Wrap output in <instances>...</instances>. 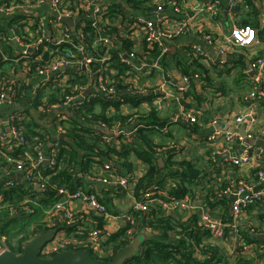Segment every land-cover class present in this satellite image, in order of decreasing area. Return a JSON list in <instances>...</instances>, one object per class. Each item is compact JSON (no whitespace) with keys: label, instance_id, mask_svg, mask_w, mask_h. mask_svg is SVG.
Returning a JSON list of instances; mask_svg holds the SVG:
<instances>
[{"label":"built area","instance_id":"obj_1","mask_svg":"<svg viewBox=\"0 0 264 264\" xmlns=\"http://www.w3.org/2000/svg\"><path fill=\"white\" fill-rule=\"evenodd\" d=\"M37 1L49 4L54 16L48 22L49 28L44 21H36L30 16L17 21L20 26L16 40L20 42V45L22 44L23 49L19 55L12 58V61L14 63L23 61V68L16 74L8 73L11 78L6 80H9L10 83L5 82L1 85L0 80V107L7 106L12 111L6 118L0 115V154L4 158H8L9 162L14 163L11 169L6 170L4 178H9L11 171L15 170L20 172L32 187L39 186V190H43L51 176L45 175V166L55 169L60 164V134L59 136L50 135L49 142L52 143V147L49 152L46 151L49 142L44 145L38 139L32 146V154L25 152L26 158L30 162L29 165H26L23 160L13 159L10 155L26 142V137L22 132V121L28 119V116L26 110L21 107V103L27 96V86L30 81L36 80L33 94L31 93L30 96L32 109H34L33 99L35 100V97L37 99L38 95L42 93L43 106L39 110L44 115L56 110L61 105L69 106L73 110L77 104H83L84 101L80 97L83 96V91L88 88L90 83H94L97 88L96 94L91 97L100 96L105 100H116L123 103L125 102V98H122L124 93L117 92L113 85L114 80L111 79V74H116L112 67L113 56H116L118 51L119 60L125 65L126 71L124 74L118 75L117 80L123 78L122 84L128 87L127 94L156 95L159 104L169 100L173 101V99L177 103H181L183 96L192 89L195 81L200 82L202 76L199 72H184L183 84L178 85L164 68L163 60L167 54V43L186 34H195L209 44L215 43L217 37L210 32L211 30L207 26L216 22L222 1L199 0L190 11L183 7L186 3L185 0H141V2L145 1V5L148 7L145 13L136 11L130 0H122L124 4L119 5L116 3L107 4V0H25V3L27 6H32ZM260 1L227 0V3L231 7L240 4L252 11L260 7L261 28L264 30V6L260 5ZM119 8L125 13V16L118 11ZM17 9H19V0H12L8 6H0V11L21 14ZM168 9L170 14L165 13ZM181 16L184 18L183 20L179 19ZM63 18L72 20V23L63 22ZM193 18L198 20V24L193 23ZM88 23L93 27V30H97L95 34L91 30L85 31ZM110 26L117 27V32L108 33L107 30ZM224 38H226V45L221 46L220 52L225 55H227L225 47H229V45L239 46V49L243 50L246 48L251 50L252 46L260 42L257 29L251 25L238 26L235 24L232 26L230 34L225 35ZM126 41H129L130 44L128 50L123 49V45L127 44ZM155 49L158 50V55L153 57L152 52ZM113 50L115 51L112 52ZM193 52L196 58L206 56L202 48L197 45L193 46ZM46 55H48L49 61L43 62ZM5 59L9 60L8 57ZM31 59L40 62L33 71L30 70ZM249 67L251 71L257 73L253 82L258 83L251 87L249 94L245 97V101L252 105V108L245 114L229 118L235 124L245 125L246 137L233 130H215L205 138L208 144V159L212 167L219 170L212 174L219 182L216 184V188H220L218 196L226 197L229 200V207L224 210L209 207L203 201L204 196L201 190H196L193 195L176 197L170 195L168 189L162 190L153 186L152 189L149 187L143 189L141 195L136 197L133 188L129 185L131 176L116 174L110 166L112 162H106L100 166L93 165L92 175L86 176L101 183L105 188L118 190L122 195L130 198L132 209L135 212H141V215L130 212L112 214L95 192L85 189L71 190L66 186H60L57 189L58 200L46 211V216H58L70 231L67 232L65 228L57 230L55 239L49 241L42 248V255L50 257L67 249H89L100 257L109 255L113 252L112 249L106 251L104 247L108 234L112 233L107 227V222L113 219L122 220V226H127L122 239L131 243L141 232H151L148 224L144 222L142 214L152 206L159 207L168 214L176 211L186 212L189 216L196 214L199 225L209 232L210 239L226 246V252L231 255L229 264H236L237 256L250 252L254 243H246L243 240L242 220L248 208L259 202L264 205V152L261 149H255L253 144L246 143L245 139H256V127L259 124L256 106L260 94L258 91L259 80L264 79V54L258 58H256V52L249 56ZM155 71L158 72V79L148 80L147 76ZM62 73L68 74L74 79L79 77L88 81L85 84H76L72 87L73 91L64 95L61 101L47 103L46 95H44L46 92L53 93L55 88L71 87L69 82L61 79ZM4 85L7 87L4 88ZM19 98L21 100L18 102ZM208 110L205 109V111ZM114 111L115 107L110 105L106 113L110 114ZM136 114L127 119L128 123L116 122L111 129L105 122L101 123V128L106 131V134L102 135V141L109 145L132 142L137 129L144 127L143 121H140L139 115ZM181 119L191 124L200 120L190 111L181 108L170 122H177ZM209 123L213 127L216 124L215 117H212ZM169 126L166 124L161 129L164 135L170 131ZM165 144L164 152L167 151V147H175L178 152L177 157L178 154H181V157L178 158H185L183 155L185 149L180 142L167 139ZM116 146L120 147L118 144ZM234 147L240 148L241 152L238 155L225 158L226 153L229 155L234 151ZM47 155L49 164H46ZM226 162L235 168H254L256 170L255 180L250 181L245 177L224 178L222 167ZM134 170L136 174H132L135 176L133 180H137L138 175L144 174L146 169L144 164L137 160ZM222 181L225 182L224 188L221 185ZM15 185L17 184L9 182L6 187L12 188ZM232 197H235V200H231ZM74 201L81 203L80 218L85 220L84 224L82 221L79 222L77 212L71 206ZM2 202L3 194L0 193V206ZM83 210L85 213H82ZM86 210L87 212L90 210L91 214L87 215ZM9 211L13 215L19 213L14 208H10ZM222 213H227L228 218L225 219ZM94 216L103 218L105 223L99 226V223L93 218ZM9 238L8 234L1 236L4 243ZM2 250L5 248H0V252Z\"/></svg>","mask_w":264,"mask_h":264},{"label":"trees","instance_id":"obj_2","mask_svg":"<svg viewBox=\"0 0 264 264\" xmlns=\"http://www.w3.org/2000/svg\"><path fill=\"white\" fill-rule=\"evenodd\" d=\"M130 1L132 7H134L136 11L139 10L142 13L147 11L148 7L145 5V1ZM11 2L12 0H0V6H8ZM118 11L125 16V13L121 11L120 8ZM250 15L253 16L254 14ZM13 17L12 21L19 20V17ZM254 23L255 24L252 23L251 25L254 27L256 26L259 30L258 22L256 24V21H254ZM90 30L93 34L97 32V30H93V27L88 23L85 31L88 32ZM117 30V27L110 26L107 31L111 33L117 32ZM258 35L260 39H264L263 31L259 30ZM126 42L127 44L123 45L124 50H128L130 45L129 41ZM5 51L9 54L8 56L0 54L1 85L5 82L10 83L9 80H6L11 78V75L8 73L16 74L23 68V61L14 63L12 61L14 57L12 52L6 48ZM114 51L115 50L112 52ZM116 53L117 55L113 56L114 60L112 65L116 74H111V79L114 80L113 85L117 92L124 93L125 96L128 87L122 84L123 78L117 80V77L120 74H124L126 67L120 62L118 51ZM152 54L153 57H156L158 55V50L155 49ZM5 57H8L9 60L5 59ZM31 60L30 70L33 71L40 62L36 61V59ZM47 61H49L48 55L44 56L43 59V62ZM163 61L166 64V61ZM190 71V67H184V72ZM197 71L199 70L196 69L194 72ZM12 80L14 79L12 78ZM202 80L209 84L211 83L208 75L203 76ZM86 81L87 79L78 77L75 81H71V87L69 88H55V92L50 95L46 94V102L61 101L64 95L73 91L72 87H74L75 84H85ZM6 87L7 85H4V88ZM259 95L261 97V107L264 111V87L263 93ZM42 96V93H40L37 99L36 97L35 100L33 99L37 109L43 106L41 100ZM195 96L198 100H202L198 94ZM20 100L21 98H19L18 102ZM140 100L141 98L136 99L131 94L126 95V101L128 102L134 103ZM96 105L99 106L100 111H97L98 108ZM110 105L115 107V111L108 114L106 111ZM120 105L121 103L119 101L105 100L99 96L90 98V100L84 101L83 104H77L73 107L71 114L64 120L65 122L62 123L64 132L61 134L62 136H59L61 143L60 164L55 169H52L50 166H45V175H51L46 187L43 190H36L34 186H25L22 184L15 185L12 188L1 185L0 193L3 194V202L1 204L4 205V209L8 210L10 214V208H14L20 213H23L25 208L24 200L26 198L37 201L40 205L39 208H50L58 200V187L66 186L71 190L83 189L85 186H88L84 177L86 175H92L93 165H103L110 161L114 163L113 169L116 174L131 176L129 185L133 188L136 197L141 195L143 189L148 187L152 189L153 186H157L162 190H167L168 188V193L176 197H184L187 194L193 195L196 190H201L204 196L203 201L207 203L209 207L223 210L229 207V200L226 197L218 196L220 188H216V184L219 182L212 174H214V172H219V170H216L214 166L212 167L210 160L208 161L210 162L211 168L209 172H207L206 169H202L201 165L199 166L195 160L178 158V152L175 147H169L167 151L164 152L163 147H165L166 138L163 136L164 134L161 129L167 124V121L161 118L155 110L143 114H123L121 113ZM26 114L28 119L22 121V132L26 137V142L21 144L19 149L10 153V155L13 159L23 160L26 165H29L30 162L26 158L25 152L32 154V146L38 139L46 145L50 141L51 133L36 117H33L27 112ZM135 114L139 115L138 118L140 121H143L144 127L137 129L135 139L132 142L109 145L102 141V135L106 134V131L101 128V123L105 122L111 129L116 122H121L122 124L128 123L127 119ZM43 115L44 114H41V116ZM210 117H212L210 113L205 116L207 119ZM192 131L196 132L195 130ZM167 135L171 136V133L169 132ZM117 144L120 145L119 148H117ZM131 157H135V160L141 161L146 169L144 174L138 175L137 180H133L135 176H132V174H136V171L134 170V161L132 162L130 160ZM159 160H162L164 164V172L159 164ZM13 165L14 163L9 162L8 158H4V156L0 154V176L4 177L6 170L11 169ZM221 185L224 188L225 182L222 181ZM115 192L121 193L118 190H115ZM32 204L30 205L33 208ZM255 206H257L259 211L257 217L260 220H264V205L259 202ZM255 206H251L248 210H251ZM8 213H4L5 217ZM130 213L141 215V212H135L132 208ZM222 215L225 219L228 218L227 213H222ZM1 217L0 215V218ZM142 218L144 222L148 224L151 232H149L148 237L138 253L125 264H229V257L225 249L226 246L223 244L221 246L219 243L213 242L210 239L209 232L199 225L196 214L189 216L183 211H176L168 214L161 208L152 206L147 212L142 214ZM96 221L99 223V226L105 223L101 217H97ZM2 229L3 231L6 230V226H3V224L0 225L1 232ZM48 229L45 223L37 221L33 225L32 232L36 234L39 231H47ZM126 229L127 226H122L116 231L108 234L104 247L106 251L112 249L113 252L111 254L105 255L106 257H100L97 253L92 252L93 256L97 259L109 261L120 248L129 244V241L122 239L123 236H125ZM241 233L245 237L249 235L248 232L243 230H241ZM28 238V234L22 232L17 243L9 242V238L6 241V247L15 253H21ZM253 241L254 240H252V242ZM257 241L259 242V240ZM241 261L242 260L238 258L236 262L239 264Z\"/></svg>","mask_w":264,"mask_h":264},{"label":"crops","instance_id":"obj_3","mask_svg":"<svg viewBox=\"0 0 264 264\" xmlns=\"http://www.w3.org/2000/svg\"><path fill=\"white\" fill-rule=\"evenodd\" d=\"M198 1L199 0H185L186 3L183 5V7L191 11V9L197 5ZM221 1V9L219 11V15L216 19V22L207 26V28L211 30L210 32L217 37V41L215 43L209 44L206 40L202 39L201 37H197L195 34L182 35L174 39L173 41L167 43V54L164 58L166 64L163 61L165 71L171 74V77L178 85L183 84L182 76L184 73L185 66L190 67L192 72L198 69L199 71L197 72L203 73H200L202 78L203 76L208 75L211 83L209 84L205 82L204 80H202V78L200 82L195 81L192 89H190V91L185 94V96H183L184 98L182 99L181 103H177L173 99V101L169 100L167 102H162L159 104L157 96L152 94L133 95L136 99L141 98L140 101L133 103L126 101V95H129L126 94L125 96H122V98H125V102L121 103L120 105L121 113L123 114H143L155 110V112L161 118L164 117V119L167 121V124L170 125V139L177 140L184 147V157L188 160H195L197 164L199 166L201 165V168L206 169L207 172H209L211 165L208 161L209 151L207 147L208 144L205 138L206 136L212 134L215 130H233L234 132L241 134V128L242 126L245 127V125L235 124L232 120H229V118L232 116L245 114L250 111V108H252V105L245 101V97L249 94L251 87L253 85H258V83L253 82L254 76L257 75V73L250 70L249 56H251L255 52L256 58L264 54V39H260V37V42L252 46L251 50H249L248 48L243 50L242 48L239 49V46L233 47L229 45V47H225L227 55L222 54L220 52L221 46L226 45V38H224V36L230 34L231 28L235 24L238 26H244L251 25L252 23L255 24L254 21H256V24L258 22L259 30L264 32V30L261 28L262 21L260 7L252 11L250 9L247 10L240 4L235 7H231L227 3V0ZM106 2L110 5H113L115 3L118 5L124 4V1L122 0H107ZM260 5L264 6V0L260 1ZM18 10H20L21 14L0 11V54L5 56L9 55L5 51V48L12 52L14 57L19 55L23 49L22 44L20 45V42L16 40V38L18 39L17 31L20 25L17 23V21H12V19L14 18L13 16H17L19 17V19H26L30 16L32 18H35L36 21H44L47 27L48 22L52 20L54 16L49 4L42 1H37L35 5L27 6L25 0H19V9H17V11ZM23 10H25L26 12H24ZM165 13L170 14L169 9L166 10ZM250 14L254 15L252 16ZM179 19L183 20L184 18L181 16L179 17ZM192 21L194 24H198V20L196 18H193ZM259 30L257 29V32ZM195 45L201 47L202 50L205 52L206 56H204L203 58H196L193 54V46ZM240 51L242 52L240 53ZM217 73H219L220 75ZM226 74H235L233 81L230 80L229 77L225 76ZM60 77L63 81L69 83H71V81H75L74 78L65 73H62ZM215 77L222 78L216 79ZM225 77H227V79H225ZM262 81L264 83V79ZM35 82L36 80H32L27 86V96L25 100L21 103V107L24 108L26 112L30 113V115L38 119V116H41V114L43 113L39 109H37L35 105L34 109H32L33 105L30 99L31 93L33 94ZM246 83L249 84V89L243 90V87ZM96 92V86L94 85V83H90L88 84V88L83 91V96H81L80 98H82L83 101H88L90 100V98H93L91 96L96 94ZM46 94L50 95L51 93L46 92L44 95ZM196 94H198L202 98V100L199 99L200 102L196 98ZM260 98L261 97L259 95L258 105L256 106V112L258 114L259 123L256 127V139H250L254 140L256 144H250H253L255 149H261L264 152V111L261 107ZM96 107L98 108L97 111H100L99 106L96 105ZM181 108H184L185 110L190 111L193 115H196L198 119H200L199 122L191 124L184 119H181L177 122H170L171 119H173L174 116L179 113ZM205 109L209 110L205 111ZM31 110L32 112H30ZM71 111L72 110L69 108V106L61 105L49 114L41 116V120L38 119V121L42 125L45 123V121H47L48 127H46V129L53 136H59V134L61 135L64 132V127L62 123L65 122L64 119H67V117L71 114ZM11 112L12 111L7 106L0 107V115L3 118L8 117ZM209 113L212 114V117H215L216 119V124L213 127L209 123V120L212 117H210L209 119L205 118V116ZM172 126H175L176 128L174 132H172ZM177 128L183 129V131L179 132ZM192 130H195L196 132H193ZM239 151H241L240 148L234 147V151H232V153L229 155L226 153L225 158H228V156H234L236 154L238 155ZM178 157H181V154H178ZM130 160L132 162L134 161L135 165L137 164V160H135V157H131ZM113 165L114 163L112 162V165L110 166L113 168ZM222 169L223 176L226 179L245 177L250 181L255 180L256 170L254 168H235L231 164H229V162H226L223 165ZM9 182H14L17 185L22 184L25 186H31V184L22 177L21 173L15 170H12L9 178H4L0 176V187L1 185L6 186V184H8ZM86 183L88 186H85L83 189H91L93 192H95L103 200L104 204L109 208V210L111 209L110 212L112 214H123L125 212H130L132 208V202L130 198L126 197L125 195H122V193H116L115 190H109L105 188L104 185L97 181L95 183ZM34 187L36 190H39V186ZM24 204V214H33L35 212V208L37 207V209L42 210L43 218L38 219V217L35 222L42 221L48 226L49 230L59 231L65 228L67 232L70 231L64 226V222L58 216H46V211L51 207L39 208V203L29 198H26L24 200ZM30 204L33 205V208ZM71 206L73 209L76 210L79 222L82 221V224H84L85 220L83 218H80V201L72 202ZM5 212L8 213V210L4 209V205H1L0 215L2 217L0 218V225L3 224V226H6V228H13L12 230L14 236H9V242L17 243L19 236L23 232L22 229L24 230V228L28 231L27 234L29 237L26 242L31 240L35 234L32 232L33 225L35 224V222L27 226L22 225V227L20 228L18 227L20 222H18V224H15L14 220L21 218L23 213L19 212L17 216L8 213V215H6L5 217ZM82 213H85V210H83ZM86 213L87 215H90L91 211L89 210L87 212L86 210ZM258 213V208L257 206H255L251 210L247 209V211L243 215L244 217L242 220V230L248 232L249 234L246 237L243 235V240L246 243H250V241L252 242V240H254L252 242L254 243V246L250 250V252L237 256L235 258L236 264H238L236 262L238 258L242 260L239 264H264V220H260L257 217ZM93 218H95L96 221L97 216H94ZM122 224V220L113 219L107 222V227L112 232H114L118 228L122 227ZM145 233L148 237L149 232L145 231ZM3 234L7 233L2 229V232L0 231V248L9 249L8 247H6V243L1 240V236ZM257 240H259V242ZM227 255L229 259H231V255L228 252Z\"/></svg>","mask_w":264,"mask_h":264},{"label":"water","instance_id":"obj_4","mask_svg":"<svg viewBox=\"0 0 264 264\" xmlns=\"http://www.w3.org/2000/svg\"><path fill=\"white\" fill-rule=\"evenodd\" d=\"M65 23H72L70 19H62ZM264 84L262 80H259V93H263ZM241 134L246 137L245 127L242 126ZM246 143L256 144L254 140L245 139ZM52 147V143L47 144L46 151ZM241 152V151H239ZM238 152V154H239ZM237 155V154H236ZM49 156L47 155L46 164H49ZM159 164L164 172V164L162 160H159ZM86 182L95 183L96 181L84 177ZM231 200H235L232 197ZM55 230L39 231L34 234L33 238L27 241L21 253H15L10 249H5L0 252V264H125L128 260L132 259L142 247L147 236L145 232L135 237V239L120 248L109 261L97 259L93 256V253L89 249H67L58 252L50 257L42 255V248L56 237Z\"/></svg>","mask_w":264,"mask_h":264},{"label":"rangeland","instance_id":"obj_5","mask_svg":"<svg viewBox=\"0 0 264 264\" xmlns=\"http://www.w3.org/2000/svg\"><path fill=\"white\" fill-rule=\"evenodd\" d=\"M242 51H240V53H241ZM244 52V51H243ZM245 53V52H244ZM247 55H248V53H247ZM245 57V56H244ZM247 57V56H246ZM158 72L157 71H155L153 74H151V75H148L147 76V79L148 80H155L157 77H158ZM217 74H219V73H217ZM220 75V74H219ZM225 76H227V77H229V79L230 80H232L233 81V79H234V77H235V74H233V75H229V74H226ZM227 77H225V79H227ZM216 79H220V78H222V77H215ZM247 90V89H249V84L248 83H246L245 85H244V87H243V90ZM39 118V120H41V116H38ZM162 117H163V115H162ZM46 118V117H45ZM163 119H164V117H163ZM162 119V120H163ZM45 127H48L47 125V121H45V123L43 124ZM175 126H172V132H174L175 131ZM178 129V131L179 132H182L183 131V129H180V128H177ZM41 130V129H40ZM170 133H171V131H169ZM168 132V133H169ZM165 138H166V140L167 139H169V141H170V137L168 136V135H163ZM166 145V144H165ZM167 148H169V147H167ZM39 217V218H38ZM41 219V218H43V212H42V210L41 209H37V208H35V212L33 213V214H22V217L21 218H19V219H15L14 221V223L15 224H18V222H20V224L18 225V227H22V225H24V226H27V225H29V224H32L33 222H35V220L36 219ZM11 227V226H10ZM13 229V228H12ZM11 228H9V227H7L6 228V230H5V232L9 235V236H11V237H13L14 236V233H13V230H12ZM49 230V229H48ZM22 231L23 232H28L25 228H24V230L22 229ZM221 246H222V244L221 243H219ZM102 257H106V256H102Z\"/></svg>","mask_w":264,"mask_h":264}]
</instances>
